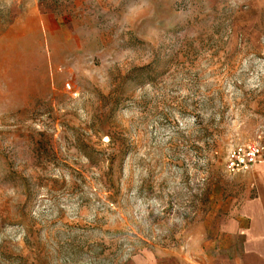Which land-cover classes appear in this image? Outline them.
Listing matches in <instances>:
<instances>
[{"label":"rangeland","instance_id":"1","mask_svg":"<svg viewBox=\"0 0 264 264\" xmlns=\"http://www.w3.org/2000/svg\"><path fill=\"white\" fill-rule=\"evenodd\" d=\"M250 142L264 0H0V264H190Z\"/></svg>","mask_w":264,"mask_h":264},{"label":"crops","instance_id":"2","mask_svg":"<svg viewBox=\"0 0 264 264\" xmlns=\"http://www.w3.org/2000/svg\"><path fill=\"white\" fill-rule=\"evenodd\" d=\"M212 238L190 254V264H264V178L219 219Z\"/></svg>","mask_w":264,"mask_h":264},{"label":"built area","instance_id":"3","mask_svg":"<svg viewBox=\"0 0 264 264\" xmlns=\"http://www.w3.org/2000/svg\"><path fill=\"white\" fill-rule=\"evenodd\" d=\"M261 164H264V151L251 142L231 148L225 159V169L229 173L247 171Z\"/></svg>","mask_w":264,"mask_h":264},{"label":"bare ground","instance_id":"4","mask_svg":"<svg viewBox=\"0 0 264 264\" xmlns=\"http://www.w3.org/2000/svg\"><path fill=\"white\" fill-rule=\"evenodd\" d=\"M263 173V172H262ZM264 174V173H263ZM260 176V175H259ZM259 178V177H258Z\"/></svg>","mask_w":264,"mask_h":264}]
</instances>
